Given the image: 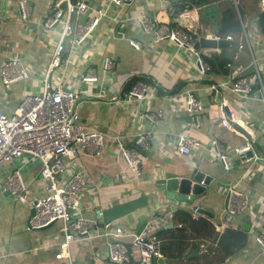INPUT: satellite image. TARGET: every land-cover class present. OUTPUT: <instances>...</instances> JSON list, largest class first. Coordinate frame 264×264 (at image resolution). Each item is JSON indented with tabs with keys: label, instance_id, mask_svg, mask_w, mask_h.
Here are the masks:
<instances>
[{
	"label": "crops",
	"instance_id": "crops-1",
	"mask_svg": "<svg viewBox=\"0 0 264 264\" xmlns=\"http://www.w3.org/2000/svg\"><path fill=\"white\" fill-rule=\"evenodd\" d=\"M21 1L30 7L24 20L20 14ZM52 1L0 0V69L10 58L20 59L28 68L26 78L7 86L0 74L2 112L14 110L25 94H37L43 89V78L60 28L59 24L51 28L43 24ZM84 1L88 9L79 14V20L85 21L87 16L100 12L98 22L81 44L66 41L63 61L49 75L53 87L78 93L80 123L107 136L99 154L80 152L78 163L88 184L76 197L75 216L94 218L99 228L106 223L121 227L124 231L121 239L129 244L131 235L146 226L159 239L160 231L175 226L177 210H189L196 217L193 209L202 207L212 213V217H207L214 225H220L218 230L233 227L247 233L245 246L219 264H264V248L256 239L257 234L264 238V104L256 88L248 95L231 88L233 75L254 81L256 68L264 81V33L257 18L246 13L240 35L231 36L228 46L196 48L194 45V50H190L168 38L156 40V28L161 23L169 27L180 25L195 40L201 36L218 37L225 0H207L177 14L174 6L179 7L180 0H132L119 5L111 0ZM142 15L155 20L152 29L139 24ZM130 40L139 42V47L132 46ZM242 41L244 47L239 49L237 45ZM105 57L115 60L114 68L104 69ZM197 57L210 65L209 72H201ZM216 57L218 61L212 66L210 61ZM227 62L231 65L227 66ZM89 72H93L95 80H83ZM139 80L150 86L151 96L116 100ZM189 92L199 100L202 107L199 112L186 109ZM158 111L161 113L154 123L142 115L158 114ZM223 114L250 134L252 156H239L233 151L235 145L247 139L234 128L221 124ZM146 131L151 132L150 145L148 149H136L142 157L136 172L124 160L118 140L134 147L137 134ZM180 132L197 142L188 155L177 150L176 138ZM214 140L230 154L228 167L214 156ZM23 162L24 158L12 159L0 165V264H69L68 259L73 264H116L108 258L106 239L102 236L71 241L68 258L55 257L63 240L61 223L57 221L43 229L29 227L32 202L44 191L40 162L36 159ZM21 164L24 197L2 187L12 169ZM194 168L212 177L206 190L192 202L167 198L158 180L167 174L187 175ZM230 186L246 195L247 205L227 218L225 206ZM197 246L199 256L207 243L200 241L192 248L190 244L189 252ZM133 253L135 260L127 264H137V249ZM190 253L180 260L163 254L162 257L164 264H200ZM156 259L152 264H157Z\"/></svg>",
	"mask_w": 264,
	"mask_h": 264
},
{
	"label": "built area",
	"instance_id": "built-area-1",
	"mask_svg": "<svg viewBox=\"0 0 264 264\" xmlns=\"http://www.w3.org/2000/svg\"><path fill=\"white\" fill-rule=\"evenodd\" d=\"M115 4H125L132 0H111ZM236 4V1L233 0ZM264 0L260 1V5ZM21 18L27 19L30 7L21 1L19 4ZM50 13L44 18L43 24L51 28L56 24L60 25L58 40L52 50L50 62L43 78V89L37 94H25L19 104L11 112L0 111V165L12 159L24 158L27 163L33 159L40 162V180L44 194L32 202L33 213L28 219L29 227L39 229L50 222H60V230L63 233V240L59 244V249L55 252L56 258L69 256L68 246L71 241H88L96 236L106 239L107 255L110 261L116 264H127L130 260H135L133 249H137V264H152L154 258L162 256L160 241L153 233L148 232V227L139 233H133L129 244L122 241L123 229L119 226L112 227L108 223L101 228L97 226V220L85 216H75L76 197L79 192L86 189L88 180L85 177L82 166L78 163L81 151L89 154H99L105 147L106 134L82 125L77 111L78 93L62 87H53L49 80L50 73L63 61V51L66 41L72 44H81L94 30L100 12L97 15L87 16L85 21L79 20V14L88 9V4L84 0H53L49 4ZM139 24L144 29H152L155 20L142 15ZM243 26V20H241ZM244 29V27H243ZM232 35L225 36L230 39ZM155 39L168 38L176 42L179 46L194 50L195 38L188 30L182 26L169 27L165 23L159 24L155 31ZM245 41L248 44L246 33ZM245 42L238 43L241 49ZM130 44L136 48L139 42L130 40ZM264 61V55H263ZM254 61V60H253ZM197 62L203 74L209 72L211 67L197 57ZM227 62V66H230ZM115 60L105 57L103 67L106 70L114 68ZM256 78L254 81L243 76L231 77V88L234 92L242 95L250 94L254 88L258 91L261 101L264 104V81L261 79L256 68ZM1 80L4 85L26 78L28 76L27 66L18 58L7 59L0 69ZM93 72H89L83 77L85 81L95 80ZM1 94V93H0ZM151 96L150 86L144 81L135 82L122 97L129 101L131 99H144ZM185 107L189 111L199 112L202 110L199 100L193 92L186 96ZM158 114L144 112L142 115L151 122H156ZM220 122L227 128H233L231 118L223 114ZM151 132H140L135 139V146L128 147L119 141L120 152L127 165L138 172V167L142 157L136 150L148 149L150 145ZM184 132H180L176 138L177 150L188 155L191 147L196 144ZM213 154L225 167L230 164V154L217 141L212 142ZM252 149L251 142L245 140L233 147V151L243 156L244 152ZM21 165L12 169L3 182V189L16 196L24 197L25 184L21 176ZM247 205L246 195L234 186L227 189V203L225 211L227 218L242 211ZM196 215L197 209H193ZM171 217V214H170ZM216 229L220 225H215ZM256 239L260 246L264 248V238L262 234H257ZM69 264H73L68 259Z\"/></svg>",
	"mask_w": 264,
	"mask_h": 264
},
{
	"label": "trees",
	"instance_id": "trees-1",
	"mask_svg": "<svg viewBox=\"0 0 264 264\" xmlns=\"http://www.w3.org/2000/svg\"><path fill=\"white\" fill-rule=\"evenodd\" d=\"M225 6L221 9V17L218 23V36H239L242 30L241 20L246 13L257 18L260 31L264 33V6L260 5L261 0H225ZM207 0H180L179 7L174 6V13L177 14L186 8H192L204 3ZM224 4V3H223ZM209 10V9H208ZM212 10V8H210ZM218 58L212 59V66ZM175 226L162 230L158 233L160 239L161 253L169 259L180 260L185 258L191 248L198 242L207 243L196 258L200 264H219L228 256L237 253L247 241V233L233 227H226L218 230L210 219L204 214L198 213L196 217L186 209H179L174 213ZM156 264V263H154Z\"/></svg>",
	"mask_w": 264,
	"mask_h": 264
},
{
	"label": "water",
	"instance_id": "water-1",
	"mask_svg": "<svg viewBox=\"0 0 264 264\" xmlns=\"http://www.w3.org/2000/svg\"><path fill=\"white\" fill-rule=\"evenodd\" d=\"M228 43H229L228 38L224 36H218V37L201 36L200 38H198V40L195 41L194 45L196 48L199 47L221 48L228 46ZM230 122L235 130L242 133L248 141L250 142L252 141L250 134L247 132V130H245V128H243L241 125L237 124L234 121H230ZM252 155H253V150L251 149L244 152V157H250ZM211 179L212 177L209 174H206L204 171L198 168H194L187 175L176 176L172 174H167L165 178H161L158 181L160 183V189L165 190V195L167 198L170 199L177 198L180 200L192 202L206 190ZM196 209L197 212L204 214L208 217H212V213L209 212L208 210L202 207H197ZM32 213H33V209L31 214ZM51 224L52 222L39 229L46 228ZM198 250H199V246H197L195 250L192 253H190L189 256L198 257ZM156 261L157 264H164L165 260L162 256H160L157 257Z\"/></svg>",
	"mask_w": 264,
	"mask_h": 264
}]
</instances>
